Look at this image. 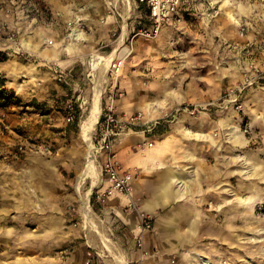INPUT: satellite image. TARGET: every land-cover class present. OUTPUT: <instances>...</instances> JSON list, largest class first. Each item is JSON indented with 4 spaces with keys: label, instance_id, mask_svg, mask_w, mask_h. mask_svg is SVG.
<instances>
[{
    "label": "rangeland",
    "instance_id": "374dc122",
    "mask_svg": "<svg viewBox=\"0 0 264 264\" xmlns=\"http://www.w3.org/2000/svg\"><path fill=\"white\" fill-rule=\"evenodd\" d=\"M138 5L135 0H0V87L9 98L0 100V264H88L90 258L89 264L94 260L122 264L120 258L130 263L129 246L115 232L113 216H101L103 205L94 199L102 185L103 165V156L96 150L98 182L92 187L93 181L87 180L82 194L92 189L89 206L94 221L110 239V250L87 227L76 190L89 152L80 124L95 95L89 77L92 55H119L124 47L132 52L119 73L113 67L121 61L119 56L109 67L97 70L102 113L111 103L119 115L141 112L138 124L142 126L137 129H148L145 133L153 139L144 143L150 148L163 139L161 129L171 131L169 125L178 122L182 123L179 131H187L190 138H176L180 135L176 130L170 137L194 140V125L183 123L208 118L216 125L200 130L211 138L202 142L216 139L220 150L222 144L229 149L230 173L224 177L228 205L210 202L200 216H178V232L166 234L164 246L188 245L187 264H194V257L200 255L213 264H264V171L255 169L264 164V88L248 89L242 108L225 101L227 90L243 72L233 76V61L243 58L261 64L264 59V0H184L183 18L154 38L142 33L151 22L149 10ZM242 21L250 25L246 38L239 35ZM76 27L83 38L73 40L70 35ZM239 39L244 42L240 51L235 44ZM253 40L252 53H242ZM68 44L71 50L66 49ZM61 74L66 81L58 79ZM200 94L206 98L201 100ZM173 96L183 99L176 101ZM160 103L166 109L152 116L144 109L156 110ZM71 107L78 117L68 122ZM155 122L157 126L149 129ZM230 124L239 126L244 138H230ZM98 130L99 123L95 146ZM179 147L182 153L185 147ZM131 169L138 180L139 171ZM186 169L192 172L194 166ZM188 179L193 186L191 173ZM216 181L221 183V176ZM255 196L259 200L251 209L245 201ZM42 198L54 202L49 210L52 216H30L27 204ZM224 209L230 210V216H220ZM148 216L154 229V217ZM142 222L143 216L140 230ZM181 231L186 233L180 235ZM136 244L141 260L152 258V252ZM218 244L226 249L218 260L198 251ZM170 259L175 264L180 261L175 256Z\"/></svg>",
    "mask_w": 264,
    "mask_h": 264
},
{
    "label": "crops",
    "instance_id": "0c3cea01",
    "mask_svg": "<svg viewBox=\"0 0 264 264\" xmlns=\"http://www.w3.org/2000/svg\"><path fill=\"white\" fill-rule=\"evenodd\" d=\"M256 1L258 2V0ZM242 22L245 24L248 23V21ZM171 25H165L162 31ZM251 25L254 26L255 23H251ZM248 26L250 32V25L248 24ZM243 43L241 39L235 42L239 51ZM232 55H234L233 57L236 56L233 52ZM233 62V68L236 69L233 76L236 74L239 76L238 70L243 71L246 62L243 58L236 59ZM202 91L205 94L209 93L208 89H202ZM200 95L202 96L200 98L201 100L206 98L202 94ZM171 99L181 101L183 98L173 96ZM185 123L183 125H194V140L188 139L190 135L187 134V131H179L181 130L179 126L182 123L178 122L169 125L171 131L167 130V127L166 129H161L160 131L162 133L160 136L163 139L152 148L145 146L146 144L144 143L145 140L153 139L146 135L147 133L145 132L148 129H137L142 126L141 124L135 127H129L126 124L123 125L124 123L121 124L122 132L116 138L115 151L125 168L137 169L140 175L138 180L134 181L131 195L127 197L120 194L114 195L102 206L100 212L101 216H113L115 218L113 220L111 219L113 217H111L110 220L115 223V232L119 236L120 241L124 245L127 243L129 246L130 252H126L131 264H175L170 259L173 256L179 258L180 261L177 264L189 263L188 258L184 256L186 253L185 250L190 249L188 245L184 246L182 243L180 245L165 243L166 246H164L166 234L172 236L176 231L178 232L177 228L179 227L180 221L178 216H200L203 212L206 213V205L210 202L228 205L227 201L229 197L225 193L224 177L226 175L229 176L230 173L229 149H225V144H222V150H220L221 146L218 140L214 139L212 143H204L202 140L205 138H200L199 136L200 134H206L200 133V130H211L212 127L210 126L216 124L210 119L208 120V118L188 120ZM152 127L154 126H149V129H152ZM126 128H129V131ZM175 130L180 132V135L182 133L181 136L176 134V138H188L173 140L170 135ZM210 139L207 138L206 141ZM179 145L185 147L182 153L179 151ZM190 165L194 166V171L192 172H188L186 169ZM209 172L212 174L210 175ZM190 173L191 176H194L193 186L188 179ZM175 176H180L188 180V188L185 193H181L178 184L172 181ZM220 176L222 178L221 183L218 182L219 179L216 181V178ZM42 199L39 203L35 199H32L27 204L30 208L28 209L30 216H52L49 210L55 207L54 202L48 198L45 201L44 198ZM144 214L154 217V229L146 234H142L144 249L152 252L153 256L152 258L151 256H143L144 260H141V249L136 248V239L141 235L137 226L140 224L141 216ZM220 216H230V210H222ZM238 216H240V213H238ZM184 233L186 232L181 231L180 235H184ZM194 236H197L195 232ZM224 246V244L208 247L203 246L198 251L209 253L218 260L219 257L217 256L224 257L226 255ZM158 253L160 254L159 256ZM164 253L167 254L166 257H164ZM88 254L92 255L91 251ZM161 254L163 255L161 256ZM88 262H91V258ZM92 264H96L95 260L92 261ZM194 264H201V262L194 257Z\"/></svg>",
    "mask_w": 264,
    "mask_h": 264
},
{
    "label": "built area",
    "instance_id": "2783aa9c",
    "mask_svg": "<svg viewBox=\"0 0 264 264\" xmlns=\"http://www.w3.org/2000/svg\"><path fill=\"white\" fill-rule=\"evenodd\" d=\"M135 2L139 4L138 7L143 6L149 10L151 26L148 29L142 30L143 35L148 38L158 36L165 25L179 22L183 18L182 9L184 0H135ZM247 34L248 26L242 24L239 29V35L242 38H246ZM252 43H255L254 40L246 44L247 47L244 48L246 51L243 50L242 53L247 52V55L251 54L254 49V44ZM121 66L122 60L113 65L117 73L120 72ZM245 66L240 79L226 92L227 100L225 101L238 108H242V98L248 89L259 86L264 88V59L261 64L246 63ZM58 79L60 81H66V77L63 74L59 75ZM142 117L143 114L141 112L137 114L124 113L123 115H119L112 103L108 105L105 113H102L99 120V130L96 135L98 143L95 146L97 153L104 156L103 165L101 166L102 185L99 184L94 193V199L97 204L105 205L116 194L123 196L131 194L137 172L123 166L115 151V143L116 138L122 132V121L124 123L126 122L127 125L137 126ZM75 118L76 112L71 107L67 121L72 122ZM153 126L156 127L157 122ZM150 146H153V142L150 143ZM152 229L153 224L151 218L144 214L140 230L141 235L137 239L138 245L143 246L142 234Z\"/></svg>",
    "mask_w": 264,
    "mask_h": 264
},
{
    "label": "bare ground",
    "instance_id": "6f19581e",
    "mask_svg": "<svg viewBox=\"0 0 264 264\" xmlns=\"http://www.w3.org/2000/svg\"><path fill=\"white\" fill-rule=\"evenodd\" d=\"M234 20L239 23V20L234 17ZM70 37L73 40H78L79 38H83V36L80 34L79 29L76 27L74 28L73 33L70 35ZM24 44L29 48L31 45L24 42ZM71 44L67 45V50H71ZM131 50L128 47H124L122 51L119 53V55L115 52L112 54H103V53H97L94 52L91 58V65H92V71L89 74L90 79L94 83V91L95 95L93 98V102L91 105V108L89 109L88 115L84 117L81 121L80 127H81V135L87 145L89 146V152L87 154L86 158V167L84 170L78 175L77 178V183H76V190H77V195L79 198L82 200L83 207L85 210V216L87 218V227H90L93 231H95L100 237L101 240L104 244V246L110 250V239L106 236V234L101 230L99 224H97L94 221V216L93 213L91 212L90 206H89V198L92 193V189H90L87 193L82 194V189L84 188V185L86 184L87 180L91 179L93 181L92 187L98 182L99 178V172L96 166V155L94 153L95 145L93 144V138L95 134L96 127L99 123L100 117L102 115V102H103V90L100 88L99 85V75L97 74V70L101 67H109L110 65L113 64V61L116 57L119 56L120 60H122V64L125 59L128 58V56L131 54ZM118 66V65H117ZM160 108L166 109L161 106V103L159 104L158 109L156 110H150V107H145L144 109L147 111V114L149 116L154 115L157 113V110ZM229 130L231 133L230 138H235V141L244 138L243 134L241 133V129L239 126L235 124H230L229 125ZM200 138H210V136L207 134H200ZM264 164L259 163V165L255 168L256 172L258 170H261L262 172L264 171ZM264 173V172H263ZM174 182L178 184L179 191L181 193H185L187 188H188V180L186 178L180 177V176H175L173 178ZM257 200H259L256 196L250 198L249 200L245 201V204L251 209H254ZM152 214L151 212H148ZM137 229L140 230V225L137 226ZM118 258V257H117ZM120 261H122V264H126V262L120 258ZM199 261L201 264H213L211 259L206 256V255H200Z\"/></svg>",
    "mask_w": 264,
    "mask_h": 264
},
{
    "label": "trees",
    "instance_id": "16d2710c",
    "mask_svg": "<svg viewBox=\"0 0 264 264\" xmlns=\"http://www.w3.org/2000/svg\"><path fill=\"white\" fill-rule=\"evenodd\" d=\"M1 99L8 100L9 98H8V95L6 94V91L5 90H2V88L0 87V100ZM76 117H78V115H76Z\"/></svg>",
    "mask_w": 264,
    "mask_h": 264
}]
</instances>
